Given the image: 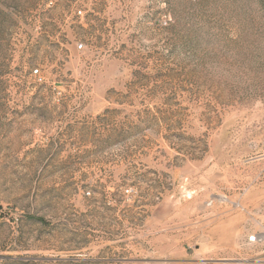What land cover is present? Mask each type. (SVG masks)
Returning a JSON list of instances; mask_svg holds the SVG:
<instances>
[{"label": "rangeland", "instance_id": "374dc122", "mask_svg": "<svg viewBox=\"0 0 264 264\" xmlns=\"http://www.w3.org/2000/svg\"><path fill=\"white\" fill-rule=\"evenodd\" d=\"M0 264H264V0H0Z\"/></svg>", "mask_w": 264, "mask_h": 264}, {"label": "built area", "instance_id": "2783aa9c", "mask_svg": "<svg viewBox=\"0 0 264 264\" xmlns=\"http://www.w3.org/2000/svg\"><path fill=\"white\" fill-rule=\"evenodd\" d=\"M79 47H82V45H80ZM34 74H35L36 76H40V71H39V69H35V70H34ZM250 240H251V241H255V240H256V237H255V236H252V237L250 238Z\"/></svg>", "mask_w": 264, "mask_h": 264}]
</instances>
